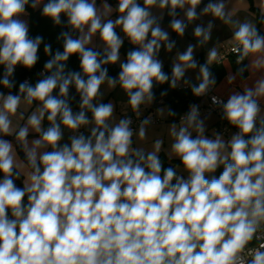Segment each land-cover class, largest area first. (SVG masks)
Wrapping results in <instances>:
<instances>
[{
  "label": "clouds",
  "instance_id": "1",
  "mask_svg": "<svg viewBox=\"0 0 264 264\" xmlns=\"http://www.w3.org/2000/svg\"><path fill=\"white\" fill-rule=\"evenodd\" d=\"M200 3L116 0L113 8L108 0H0V264H264V79L226 103L213 97L237 129L228 139L206 135L197 105L170 124L169 155L180 161L174 167L160 159L161 139L151 150L133 146L134 135L147 139L150 118L134 131L130 117L117 122L113 103L102 102V86H119L139 115L153 102L156 84H189L185 74L197 67L192 93L215 85L208 64L194 58L197 45L176 53L171 76L159 59L162 48L170 53L176 46L161 26L165 10L179 37L201 15L232 22L223 0H209L198 13ZM41 6L44 17L68 29L58 37L63 51L53 53L29 33L25 17ZM234 23L233 51L241 59L256 55V66L264 67V36L248 22ZM118 28L135 46L123 62ZM212 28L211 21L194 28L198 45L211 39ZM97 35L102 51L91 46ZM42 43L50 58L40 78L17 87V67L31 70ZM74 55L79 71L68 68ZM217 55L211 49L209 62ZM117 63L112 77L106 66ZM253 239L258 246L249 248Z\"/></svg>",
  "mask_w": 264,
  "mask_h": 264
},
{
  "label": "crops",
  "instance_id": "2",
  "mask_svg": "<svg viewBox=\"0 0 264 264\" xmlns=\"http://www.w3.org/2000/svg\"><path fill=\"white\" fill-rule=\"evenodd\" d=\"M255 7L258 8L259 11L264 12V0H252ZM209 2H204L198 9L197 12L200 13L202 9ZM225 4V12L232 22L225 23L224 20L220 18L213 17L211 14L201 15L199 19L194 22L189 23L188 28L185 31L183 37H179L176 33L173 34L171 29L169 28V24H161V26L169 32L170 37L173 34L171 40L175 41V47L169 53L165 51L163 48L160 51L159 59L163 62V64H167L172 66V62L176 57L177 52H183L187 49V47L191 45H197L194 50V58L198 62V65L208 64V66L212 65H220L221 69L224 71L222 78L212 86V92L225 98L226 100L231 94L234 93H243L246 88H253L256 82L260 79H264V67H257L255 61L257 56L254 54H249L245 58V73L242 75L238 72L234 67V58L235 56L230 54L227 57L219 60V52L224 48L235 46L236 42L233 39V33L236 30L237 24L234 22L244 23L248 22L257 28L258 22L255 15V12L250 8L248 0H223ZM181 13V11H180ZM154 15H159V9H153ZM181 15V14H180ZM180 17V16H179ZM212 22L213 28L211 31V39L207 41L203 45L197 44V39L193 35V30L197 25L207 26L209 22ZM262 32H264V24L261 25ZM264 36V33H262ZM216 49L218 55L217 58L211 62L208 60V53L211 49ZM200 57V59H199ZM202 60L203 63L200 62ZM199 75V67L195 70H189L185 74V78L190 81L199 83L197 79ZM105 92H107V85L103 86ZM107 87V89H106ZM109 90V89H108ZM110 96L113 97L116 111L114 112L115 120L118 122L119 119L123 118L127 114H132L128 105V97L123 92L122 89L117 86L115 89L110 91ZM109 101L107 100V103ZM260 105L262 109V114H264V99L260 100ZM77 111L76 109H73ZM220 117L216 113H210L201 117L205 121L206 126H214L217 124ZM45 127H47L45 125ZM82 131L86 134L88 133L87 129H83ZM228 131V132H227ZM236 128H231L228 126L226 132V139L230 138L231 135L236 132ZM233 132V133H232ZM229 133H231L229 135ZM69 133L65 130V142H67V137ZM194 135V134H193ZM8 139H12L11 137H6ZM36 138L34 133L29 134V139ZM21 155V154H20ZM21 158H23L21 156ZM180 172V171H179ZM181 173V172H180Z\"/></svg>",
  "mask_w": 264,
  "mask_h": 264
},
{
  "label": "trees",
  "instance_id": "3",
  "mask_svg": "<svg viewBox=\"0 0 264 264\" xmlns=\"http://www.w3.org/2000/svg\"><path fill=\"white\" fill-rule=\"evenodd\" d=\"M100 1V0H97ZM249 1V5L250 8L255 12L256 18H257V22H258V26H257V30L258 33L260 35H262V28L261 25L264 24V12H261L258 10L257 7L254 6L253 1L252 0H248ZM108 2L110 4H114L116 5V0H108ZM142 2V0H141ZM179 15H180V10H178ZM42 6L41 8L38 9H31L29 8V33L32 37H36V36H41L43 37V42L50 44L52 46L53 49V53L59 49L60 51H63V42L61 39H58V37L60 36V33L62 31H66L68 30L66 27L64 26H57L54 25L53 22L49 19L44 17L42 14ZM65 20V24H66V18H64ZM171 20V17H169L167 15L166 10L164 11V16L163 19L161 21V24H169ZM119 33L122 35V38L124 39V44L121 48L120 51L123 52L124 57L122 62L126 59V54L129 50H131L132 48H134L135 46L132 45L126 37H123V33L119 30ZM174 34V32H173ZM170 37V39L173 37ZM44 43L41 44L40 46V50H39V57L40 59L38 60L37 64L31 69H24L22 67H17L15 75H14V79L17 82V87L19 85L20 82H23L25 80H28L31 83H35L39 78H40V73L43 72V65L46 62L47 59H49L50 57L46 56L43 48H44ZM93 47V46H92ZM95 50L97 51H102V49H99L97 47H95ZM235 56L234 58V67L235 69L240 72L242 75L245 73L246 69H245V57H243V59H241V53H235L232 54ZM200 59V57H199ZM201 63L202 60H200ZM164 65V72L167 73L169 76H171V68L172 66L167 65V64H163ZM108 68V72L109 75L112 77H118V73H119V65H107L106 66ZM209 70L212 74V76L215 78L216 83L222 78L224 71L221 69L220 65H212V66H208ZM68 68L72 71H79V57L78 56H72L70 57L69 61H68ZM3 72V66H0V74H2ZM186 80H188L187 78H185ZM189 81V84H183L181 83L178 87H176L175 89L171 88L169 86V83H164V84H156L155 87L153 88V92H154V100L151 103L150 109L147 110V112L149 113V111L151 109H153L156 106L159 105H167L168 109H171L172 111H174L176 113L175 116H170V118L172 120H177L179 115L181 113H183L184 111L190 109V106L192 105H199V104H205L207 102V95H201V96H195L192 91H191V85L192 84H198L197 82H193V81ZM4 91H7L6 89H4ZM15 91V89L13 90ZM162 93H166L163 94ZM70 94L72 96L75 97V99L72 101V107L73 109H76L77 111L79 110L78 108V101H79V95L75 92V88L73 87L72 89H70ZM102 102L106 103V99L102 100ZM210 113H216L218 114L220 117V120H218L217 122V126L218 129L220 131H222L223 133L226 132L228 126H230L231 128H235L232 125H230L228 123V121L226 119L223 118V112L221 111H213V112H209L206 113L210 114ZM91 114L89 113V116ZM132 115V114H131ZM134 116V115H133ZM204 116V115H203ZM202 117V116H201ZM45 125L47 126V121L45 120ZM82 131V129H81ZM21 156L23 157V153H20ZM161 161L163 162L165 167H170V166H176L173 162H168L165 161V159L160 158ZM174 160H178V159H174ZM173 161V160H171ZM178 170V169H177ZM222 171V167L220 169L217 170V173H215V175H219V173ZM179 172V170H178ZM17 186L18 187H22V178L21 180L16 181Z\"/></svg>",
  "mask_w": 264,
  "mask_h": 264
},
{
  "label": "rangeland",
  "instance_id": "4",
  "mask_svg": "<svg viewBox=\"0 0 264 264\" xmlns=\"http://www.w3.org/2000/svg\"><path fill=\"white\" fill-rule=\"evenodd\" d=\"M97 3L99 4L100 1H97ZM113 6V8L116 7V5L114 4H111ZM181 15H179L180 17L179 18H183V12L181 11L180 13ZM116 13L113 12L112 14V17L113 19H115L116 17ZM29 23V16L25 17ZM119 28L117 29V32L119 33ZM120 34V33H119ZM121 35V34H120ZM122 36V35H121ZM91 46H95L99 49H103V44L99 38V36H95L93 38V42H92V45ZM123 57H124V54L122 51H120V58H121V62L123 60ZM117 65H119V63H117ZM120 88V87H119ZM103 89H105L103 86H102V89L101 91L104 93V97H103V100L106 99V103H107V100L111 103H113V105H115L114 103V99L113 97L110 96V91L111 90H108L107 87V92H105ZM121 89V88H120ZM150 106L151 104L149 105H141V110H140V114L137 115L136 113H134L131 108H129L132 112V115H134L135 117H143L144 119L146 118V114L148 113L147 110L150 109ZM115 107V106H114ZM161 110H163V112H161ZM168 107L167 105H159V106H156L154 107L153 109H151L149 111V114L153 115L155 119L158 120L157 123H150L149 126H147V139L144 140V141H140L137 139V137L134 135L133 137V141H134V147H142L144 148L145 150H151L152 147H153V142L156 140V139H161L163 141V145H162V149L159 153V156L160 158H163L165 159V161H168V162H173L176 166L180 164V161L179 160H174V159H178L176 157H170L169 153H170V145L172 143V139L170 138L169 136V126L170 124L172 123H177L179 124L180 120L177 119V120H172L170 118V116L168 115ZM115 111H116V108H115ZM140 124L136 126L135 130H137L139 128ZM216 132H219L223 135V137L226 139V134H224L222 131H220L218 129V126L217 125H214V126H206V135L208 136H212L214 133ZM228 132V131H227ZM233 133V132H232ZM231 133H229L230 135ZM195 135V133H194ZM173 160V161H171ZM178 170L185 175L186 177V173H183V170L182 168H178Z\"/></svg>",
  "mask_w": 264,
  "mask_h": 264
},
{
  "label": "built area",
  "instance_id": "5",
  "mask_svg": "<svg viewBox=\"0 0 264 264\" xmlns=\"http://www.w3.org/2000/svg\"><path fill=\"white\" fill-rule=\"evenodd\" d=\"M235 46H230V47H227V48H224L223 50H221L219 52V60H222L223 58L227 57L230 54L238 53V52L233 51V48ZM206 95H207V102L205 104L197 105L199 107L200 116H203V115H205L206 113H209V112H213V111H218L219 112V111L222 110L221 106H219L218 104L213 103V97L217 98V100H222L225 103L227 102V100L225 98L213 93L211 87L208 90V92L206 93ZM189 110L190 109H188V110L184 111L183 113H181L179 115L178 119L180 120L184 115H186L188 113ZM125 116L131 118V120H132L131 127L133 128L134 131H135L136 126L139 125L141 120L144 119L143 117H135V116H133L131 114H127ZM145 117L146 118H150L151 123H157L158 122V120L155 119L154 116L149 114V113H147ZM258 243H259L258 240L253 239V241L248 245V247L249 248L256 247V246H258Z\"/></svg>",
  "mask_w": 264,
  "mask_h": 264
},
{
  "label": "water",
  "instance_id": "6",
  "mask_svg": "<svg viewBox=\"0 0 264 264\" xmlns=\"http://www.w3.org/2000/svg\"><path fill=\"white\" fill-rule=\"evenodd\" d=\"M206 1H208V0H201V3H200V5L197 7V9L204 3V2H206Z\"/></svg>",
  "mask_w": 264,
  "mask_h": 264
}]
</instances>
